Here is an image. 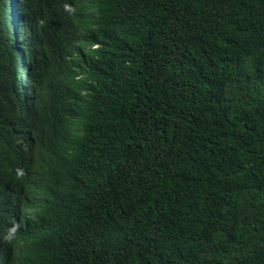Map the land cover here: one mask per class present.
Segmentation results:
<instances>
[{
  "label": "trees",
  "instance_id": "trees-1",
  "mask_svg": "<svg viewBox=\"0 0 264 264\" xmlns=\"http://www.w3.org/2000/svg\"><path fill=\"white\" fill-rule=\"evenodd\" d=\"M0 264H264V0H0Z\"/></svg>",
  "mask_w": 264,
  "mask_h": 264
},
{
  "label": "clouds",
  "instance_id": "clouds-1",
  "mask_svg": "<svg viewBox=\"0 0 264 264\" xmlns=\"http://www.w3.org/2000/svg\"><path fill=\"white\" fill-rule=\"evenodd\" d=\"M98 45H93L96 48ZM19 230V239L17 241L18 247L15 250L18 251H31L32 248H40L43 242H46L47 238L42 232L30 233L26 223L18 222L13 225V228L9 229L8 233L5 235L4 239L6 242L11 243L15 238L16 232ZM18 259L16 256H14Z\"/></svg>",
  "mask_w": 264,
  "mask_h": 264
}]
</instances>
